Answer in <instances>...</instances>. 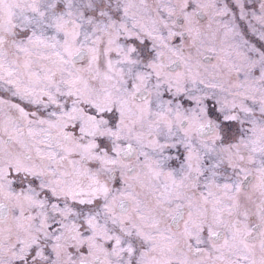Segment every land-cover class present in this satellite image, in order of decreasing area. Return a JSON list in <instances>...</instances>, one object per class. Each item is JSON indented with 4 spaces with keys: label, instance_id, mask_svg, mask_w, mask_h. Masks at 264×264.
I'll return each instance as SVG.
<instances>
[{
    "label": "snow or ice",
    "instance_id": "6c2138e0",
    "mask_svg": "<svg viewBox=\"0 0 264 264\" xmlns=\"http://www.w3.org/2000/svg\"><path fill=\"white\" fill-rule=\"evenodd\" d=\"M0 264H264V0H0Z\"/></svg>",
    "mask_w": 264,
    "mask_h": 264
}]
</instances>
